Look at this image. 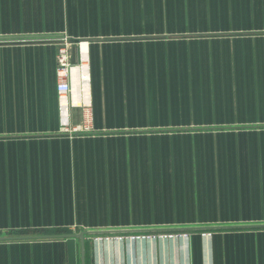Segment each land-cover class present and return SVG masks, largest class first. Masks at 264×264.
Segmentation results:
<instances>
[{"label": "crops", "instance_id": "1", "mask_svg": "<svg viewBox=\"0 0 264 264\" xmlns=\"http://www.w3.org/2000/svg\"><path fill=\"white\" fill-rule=\"evenodd\" d=\"M1 37L0 264H264V0H0Z\"/></svg>", "mask_w": 264, "mask_h": 264}, {"label": "built area", "instance_id": "2", "mask_svg": "<svg viewBox=\"0 0 264 264\" xmlns=\"http://www.w3.org/2000/svg\"><path fill=\"white\" fill-rule=\"evenodd\" d=\"M81 43V42H80ZM79 43V44H80ZM74 42L69 40L68 37L63 36L61 40L59 41V47H58V55H57V79H58V91L62 98H66L69 95L73 93V83H72V76H73V70L75 67L78 69H83L86 66V61L84 58H80L79 63H73L72 62V54L70 51L71 45H73ZM83 47L81 46L80 50H82ZM82 56V55H81ZM73 106L72 103H64L62 106V112H63V124L61 127L60 132L62 133H68L70 135L76 134V133H89L92 132L88 124L81 125H71L69 121V108ZM86 110V106H83ZM142 232L147 231H138L135 233L138 234H132V238H138V239H156L157 237H173L177 235H166V234H140ZM150 232H160V231H150ZM183 236H187V234H182Z\"/></svg>", "mask_w": 264, "mask_h": 264}, {"label": "rangeland", "instance_id": "3", "mask_svg": "<svg viewBox=\"0 0 264 264\" xmlns=\"http://www.w3.org/2000/svg\"><path fill=\"white\" fill-rule=\"evenodd\" d=\"M148 233H151V234H166V235H182V234H189L188 232H177V231H162V232H150V231H147V232H142L140 234H148ZM108 234H111L113 236H116V235H123V234H138V233H131V232H113V233H108ZM205 235H210L211 232L207 231V232H204Z\"/></svg>", "mask_w": 264, "mask_h": 264}, {"label": "water", "instance_id": "4", "mask_svg": "<svg viewBox=\"0 0 264 264\" xmlns=\"http://www.w3.org/2000/svg\"><path fill=\"white\" fill-rule=\"evenodd\" d=\"M27 37V36H25ZM3 39V37L0 38V40ZM73 63H75V56H74V59L72 60ZM95 233V232H93ZM85 235H86V232H80L78 234H76L75 236L76 237H79L82 241V246H83V264H86V261H85Z\"/></svg>", "mask_w": 264, "mask_h": 264}]
</instances>
